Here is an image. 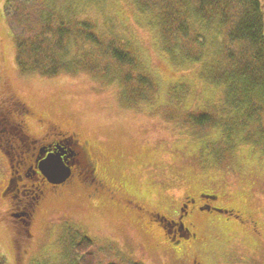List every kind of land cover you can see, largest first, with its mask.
I'll return each instance as SVG.
<instances>
[{
  "label": "rangeland",
  "instance_id": "obj_1",
  "mask_svg": "<svg viewBox=\"0 0 264 264\" xmlns=\"http://www.w3.org/2000/svg\"><path fill=\"white\" fill-rule=\"evenodd\" d=\"M9 2L0 0V93H15L36 113L33 133L42 127L36 116H44L88 139L100 153L97 173L107 188L50 198L33 229L30 253L20 261L0 196L6 264H82L74 245L84 236L93 241L87 249L92 264H264V102L255 121L242 128L225 85L214 77L228 69L225 36L208 26L201 46L189 35L185 42L192 44L177 41L165 35L161 9H142L137 0ZM51 7L73 26L88 21L101 40L132 52L138 66L108 61L94 46L66 53L65 61L71 64L77 55L95 70L45 76L19 65L15 43L31 38L32 24L37 30ZM100 52L103 62L96 61ZM129 72L151 78L153 86L133 92L132 81L126 89L116 75ZM204 114L211 119L199 124ZM70 142L78 151L75 161L84 164ZM9 170L0 147V194ZM190 195H206L223 211L199 214L205 224L194 230L203 240L197 235L170 244L163 236L165 218H176Z\"/></svg>",
  "mask_w": 264,
  "mask_h": 264
},
{
  "label": "trees",
  "instance_id": "obj_2",
  "mask_svg": "<svg viewBox=\"0 0 264 264\" xmlns=\"http://www.w3.org/2000/svg\"><path fill=\"white\" fill-rule=\"evenodd\" d=\"M9 1L11 0H6L8 6ZM137 2L142 9L146 7L152 10L161 9L164 33L166 36L172 34L177 41L185 42V38L189 39L191 36L195 40L194 44L201 46L205 38L201 31L208 26L214 27L219 34L225 36L228 40L226 45L228 69L220 70L214 77L225 85L228 102L234 107V116L237 114L235 118H242V128L243 125L247 126L255 121L264 102V0H137ZM54 10L51 7V10L46 11L47 14L44 11L37 30L31 23L34 29L31 38H22L15 43L19 65L29 66L28 68L45 76L57 75L64 69L70 72L81 68L95 70L94 66H86L87 63L77 55L73 57L76 61L71 64L65 61V56L68 55L66 53L75 49L83 53L94 46L96 50L105 51L108 61H115L122 67L138 66L135 65L137 61L132 52L124 46L115 44V41L101 40L95 31L90 30L92 25L88 21L81 20L73 26ZM185 43L192 44L190 40ZM102 56L101 52L97 54L96 61L103 62ZM107 73L105 71L104 74ZM116 76L126 85V89L135 81L136 84L131 87L133 92H145L144 86L145 89L153 86L151 78L143 74L137 78L130 72ZM209 119L210 116L204 114L198 116L196 120L199 124H204ZM92 244L91 238L84 236L74 245L75 252L81 255L82 264L93 263V252L87 250ZM0 264H6V258L1 253Z\"/></svg>",
  "mask_w": 264,
  "mask_h": 264
},
{
  "label": "flooded vegetation",
  "instance_id": "obj_3",
  "mask_svg": "<svg viewBox=\"0 0 264 264\" xmlns=\"http://www.w3.org/2000/svg\"><path fill=\"white\" fill-rule=\"evenodd\" d=\"M34 114L31 107L15 93L8 90L0 93V147L6 153L10 166L9 177L4 182L0 196L7 201L3 212L14 232L12 245L18 261L30 253L34 243L33 229L50 198H59L70 192H87L90 188H107L97 173L100 153L91 146L89 140L79 136L76 131H63L58 124L44 116H36L42 127L40 133H33L29 127ZM7 126L16 128L15 132L4 129ZM70 141L83 154L84 164L75 161L78 151L71 147ZM49 156H56L69 166L71 175L64 183H52L40 170V165ZM85 180L96 184L94 186ZM212 201L206 195L187 196L177 217L171 220L165 218L164 238L170 244H179L196 237V225L205 224L199 214L207 209L216 210Z\"/></svg>",
  "mask_w": 264,
  "mask_h": 264
},
{
  "label": "water",
  "instance_id": "obj_4",
  "mask_svg": "<svg viewBox=\"0 0 264 264\" xmlns=\"http://www.w3.org/2000/svg\"><path fill=\"white\" fill-rule=\"evenodd\" d=\"M40 170L48 177L52 183H64L71 175L69 166H66L60 158L49 156L40 165ZM218 211H223L215 208Z\"/></svg>",
  "mask_w": 264,
  "mask_h": 264
}]
</instances>
